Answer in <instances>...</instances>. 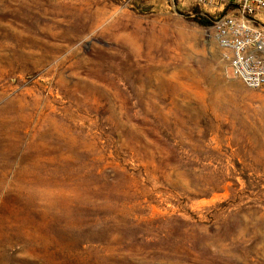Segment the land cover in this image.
Returning a JSON list of instances; mask_svg holds the SVG:
<instances>
[{
  "label": "rangeland",
  "instance_id": "obj_1",
  "mask_svg": "<svg viewBox=\"0 0 264 264\" xmlns=\"http://www.w3.org/2000/svg\"><path fill=\"white\" fill-rule=\"evenodd\" d=\"M220 14L0 0V264H264V89Z\"/></svg>",
  "mask_w": 264,
  "mask_h": 264
},
{
  "label": "built area",
  "instance_id": "obj_2",
  "mask_svg": "<svg viewBox=\"0 0 264 264\" xmlns=\"http://www.w3.org/2000/svg\"><path fill=\"white\" fill-rule=\"evenodd\" d=\"M220 14L210 30L226 62L225 74L248 90L264 89V0H192Z\"/></svg>",
  "mask_w": 264,
  "mask_h": 264
},
{
  "label": "trees",
  "instance_id": "obj_3",
  "mask_svg": "<svg viewBox=\"0 0 264 264\" xmlns=\"http://www.w3.org/2000/svg\"><path fill=\"white\" fill-rule=\"evenodd\" d=\"M194 21L201 27H210L212 20H208V19L203 18V17H198Z\"/></svg>",
  "mask_w": 264,
  "mask_h": 264
}]
</instances>
